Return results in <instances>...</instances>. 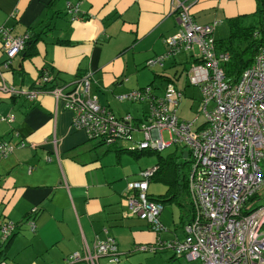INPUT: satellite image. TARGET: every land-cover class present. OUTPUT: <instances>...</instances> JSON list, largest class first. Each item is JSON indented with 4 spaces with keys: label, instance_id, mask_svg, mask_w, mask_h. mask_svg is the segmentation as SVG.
<instances>
[{
    "label": "crops",
    "instance_id": "crops-1",
    "mask_svg": "<svg viewBox=\"0 0 264 264\" xmlns=\"http://www.w3.org/2000/svg\"><path fill=\"white\" fill-rule=\"evenodd\" d=\"M68 2L79 4L78 19L68 13ZM257 8L258 0H197L191 13L201 25L217 21L214 35L221 42L230 35V18L247 16V20ZM2 26L14 36L37 34L38 38L34 55L20 53L5 68L0 36V144L14 146L11 153H0V216L17 225L7 248L0 240V250L6 248L0 261L70 264L66 260L70 254L85 255L98 239L112 236L121 253L118 264H133L132 255L138 252L160 255L169 264H201L172 250L143 249L158 246L159 240L184 238L183 206L167 204L161 214L166 231L161 234L133 215L128 196L140 172L149 166L125 157L140 161L145 156L116 151L128 149L130 140L111 147L89 139L85 131L74 128L72 113L40 82L46 68L56 87H67L90 74V92L99 104L118 117L131 115L138 123L146 118L147 103L120 100V95L148 85L155 95H163L167 83L174 81L183 98L191 91L196 99L194 90L199 88L187 80L188 53L167 59L163 66H147L150 59L167 52L165 38L179 29L172 0H0ZM21 90L39 95L31 100L17 92ZM8 116L14 119L2 120ZM134 137L141 139L142 133L137 131ZM21 142L26 146L21 147ZM159 184L150 181V196L166 192L167 187L160 191ZM33 208L38 211L32 213ZM99 263L109 264L108 258L101 257Z\"/></svg>",
    "mask_w": 264,
    "mask_h": 264
},
{
    "label": "built area",
    "instance_id": "built-area-1",
    "mask_svg": "<svg viewBox=\"0 0 264 264\" xmlns=\"http://www.w3.org/2000/svg\"><path fill=\"white\" fill-rule=\"evenodd\" d=\"M197 0H172L177 14L178 31L165 38L167 52L150 59L147 66H163L164 62L181 53H188L186 69L189 84L201 93L199 111L195 119L179 116L183 98L182 90L174 81L167 83L163 95H155L153 86L120 95V100L144 102L148 105L146 118L135 122L131 115L118 117L109 107L99 104L90 92L91 75L78 78L64 87L54 86L52 72L46 68L40 75L41 85H51V93L63 108L72 113L74 128L83 130L91 140L107 146H118L121 141H132L129 150L162 153L171 146L184 147L191 159L189 191L194 209L193 218L184 226V238L158 241V246L143 249H170L177 256L201 264H264V206L246 213L250 198L264 184L261 162H264V46L257 52L250 67L240 78L230 83L226 80L224 64L230 52L220 49L214 35L217 21L201 25L194 20L191 6ZM79 4L67 3V11L78 19ZM4 67L9 68L13 59L22 53L30 34L14 36L10 28H0ZM16 92L15 89L3 87ZM35 100L38 91H17ZM205 122L195 127L200 114ZM13 116L2 120L12 121ZM142 138L135 139L134 133ZM167 131L168 141L164 132ZM57 145V139H53ZM26 146L25 142L20 143ZM14 146L1 143L0 153L7 155ZM158 166L140 172L139 180L128 196L131 213L149 223L156 234L166 231L161 221L164 205L149 198V184ZM37 208L32 209L36 213ZM35 231L34 219L29 220ZM15 222L0 216L1 244L15 233ZM107 233V229L104 230ZM107 257L109 264H118L121 253L114 237L107 236L95 242L94 250L85 255L74 252L67 263L82 260L100 264ZM0 264H6L5 260Z\"/></svg>",
    "mask_w": 264,
    "mask_h": 264
},
{
    "label": "trees",
    "instance_id": "trees-1",
    "mask_svg": "<svg viewBox=\"0 0 264 264\" xmlns=\"http://www.w3.org/2000/svg\"><path fill=\"white\" fill-rule=\"evenodd\" d=\"M252 15L253 17L257 18L256 24L246 25L244 22L246 21L245 17L247 16H237L230 18L228 20L230 26L229 37L225 41H218L220 49L230 52V60L223 66L226 80L230 83L236 82L240 78L242 72L252 65L257 52L262 46H264V0H258V8ZM37 38V34H30V39L27 41L26 47L22 51V53H25L26 56L34 55L37 52L35 50ZM236 41L238 42L237 46L234 45V42ZM42 87L44 90H49L51 88V85H42ZM180 148V153L177 156L173 153L168 155L167 157L160 155L159 152L152 151H133L126 148H119L116 151L120 153L127 152L136 157H142L155 153L158 154V161L156 164L158 168L151 180L160 182L163 185L167 186V190L165 193L160 194L156 197H152L149 195V198L151 200L161 202L166 208L168 203L174 202H177L178 204H181L183 206L182 198L184 194L189 193V175L180 174V163L175 162L174 157L171 156L174 155L175 157L185 158L186 160L184 162L190 163L191 159L189 153L186 156V149L184 147ZM259 198V193H256L252 198H250L248 204L245 207L246 213H250L253 211V209L249 208V205ZM189 205V211H191L192 217L189 216L188 219L184 220L182 215V224H184V226L191 221L194 214L192 202H190ZM12 236L5 243L6 248ZM5 249L0 250V255L5 252Z\"/></svg>",
    "mask_w": 264,
    "mask_h": 264
},
{
    "label": "rangeland",
    "instance_id": "rangeland-1",
    "mask_svg": "<svg viewBox=\"0 0 264 264\" xmlns=\"http://www.w3.org/2000/svg\"><path fill=\"white\" fill-rule=\"evenodd\" d=\"M257 22V18L255 17H251L249 19H247L244 23L246 25L249 24H256ZM234 45L237 46L238 42H234ZM219 46V44H218ZM220 48V47H219ZM152 67V66H150ZM189 67V65L187 66V68ZM152 71V70H151ZM179 72L180 74L184 73V70H182V68H179ZM185 76V73L183 74ZM182 80H184V77L182 78ZM194 94L196 95V99H192V94L191 91H189L188 96L184 97L183 100L181 101V104L179 106V116L182 117V119H186V120H193L196 118L198 111H199V98H200V92L199 90H194ZM193 105V108L190 109V105ZM205 122V116L201 113L198 120L195 122V127H198L200 125H202ZM137 137H140V134H136ZM164 137L165 140L168 141V134L167 131L164 132ZM180 146H171L167 149H165L162 153H160V155L167 157L170 154H176V156L180 153ZM172 157H174L175 162L180 163V174H190L191 171V165L192 163H185L184 161L186 160L185 158H179V157H175L174 155H171ZM128 160H131V162H133V164H137L138 162L143 163L146 166L153 167L154 165H156L157 161H158V154H151V155H145V157L141 158L140 161L135 160L132 156L126 155L125 157ZM260 166L262 167V172L264 175V162L260 163ZM145 167V166H144ZM155 184V183H154ZM167 186L163 185V184H159V189L160 191L164 189H166ZM189 191V189H188ZM260 195V198L256 201H253L250 205L249 208L250 209H256L258 207H262L264 206V184L261 188V190L258 192ZM183 207H182V212H183V219L186 220L190 217H192L191 211H189L190 205L189 203L192 202L191 201V194L190 191L189 193L184 194L183 198ZM151 254V253H150ZM148 253L145 252H138V253H134L133 258V264H169L167 262H164L161 260L160 255L157 256H153L150 255ZM155 257V258H152Z\"/></svg>",
    "mask_w": 264,
    "mask_h": 264
},
{
    "label": "water",
    "instance_id": "water-1",
    "mask_svg": "<svg viewBox=\"0 0 264 264\" xmlns=\"http://www.w3.org/2000/svg\"><path fill=\"white\" fill-rule=\"evenodd\" d=\"M188 155V152H187V154H186V156Z\"/></svg>",
    "mask_w": 264,
    "mask_h": 264
}]
</instances>
